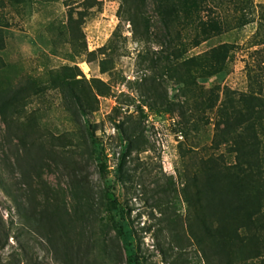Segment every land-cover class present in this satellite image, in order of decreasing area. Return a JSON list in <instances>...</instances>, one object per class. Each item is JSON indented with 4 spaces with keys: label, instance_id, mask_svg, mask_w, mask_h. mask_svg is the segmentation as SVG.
<instances>
[{
    "label": "rangeland",
    "instance_id": "rangeland-1",
    "mask_svg": "<svg viewBox=\"0 0 264 264\" xmlns=\"http://www.w3.org/2000/svg\"><path fill=\"white\" fill-rule=\"evenodd\" d=\"M85 1L0 0L5 40L0 49V88L28 80L38 84L25 109L36 127L35 133L27 135L26 147L0 117V223L11 235L0 245V264H127L130 251H140L143 264H165L158 242L173 247L169 249L172 264H204L190 236V207L182 188L210 155L223 153L226 160H232L224 143L219 149L213 146L215 116L184 95L170 55L174 49L165 47L167 30L154 0H146L142 7L149 20V37L134 36L131 24L123 19V0H96L84 19V37L71 42L69 6L81 10ZM249 1L250 22L200 45L193 44L194 28L174 27L175 45L182 48L183 58L222 41L234 43L228 69L212 78H200V88L222 92L228 87L264 95V0ZM206 6L202 17H218L231 26L240 15L232 1L209 0ZM105 46H111L107 49L110 68L101 72L99 59L104 54L88 61L87 52ZM166 55L171 56L170 62L162 58ZM63 65L78 72L77 78L109 83L111 91L98 97L97 110L85 116L71 115L64 94L50 85L53 72ZM128 113L142 129L144 145L128 151L127 175L121 180L122 146L116 124ZM65 135L71 138L69 150L79 161L76 170L64 167L58 141L54 148L48 142L53 136ZM74 171L86 185L80 199ZM111 184L124 207L121 216L105 199ZM17 203L35 217L46 203L51 208L60 205L63 232L57 228L54 235H44L56 238V260L47 240L39 242L42 235H24L23 241L14 236ZM121 226L131 233L129 248L118 235Z\"/></svg>",
    "mask_w": 264,
    "mask_h": 264
},
{
    "label": "trees",
    "instance_id": "trees-1",
    "mask_svg": "<svg viewBox=\"0 0 264 264\" xmlns=\"http://www.w3.org/2000/svg\"><path fill=\"white\" fill-rule=\"evenodd\" d=\"M145 1H122L125 13L123 19L131 24L134 36L150 35L149 20L142 9ZM208 1L154 0V9L167 30L165 47L174 49L170 55L175 61L174 69L178 75V83L182 85L185 96L189 95L198 107L214 114L216 136L213 138V146L219 149L224 143L232 159L226 160L223 153L210 155L193 176L186 178L182 193L190 207L189 232L204 264H264V95L257 92H240L228 87L222 92L215 88H200L197 85L200 78H212L228 69L234 43L222 41L202 52L183 58L182 48H176L173 36L176 25L191 26L195 32L193 44L200 45L232 28H242L251 21L247 17L251 13L249 0H228L234 2L236 9L240 11L233 26L229 21H223L218 17H202ZM96 3V0H86L83 8L77 11L69 6L67 32L71 42L84 37L85 16ZM75 11L77 17L74 16ZM179 33L180 31L177 32ZM4 42V35L0 29V49L3 48ZM158 43L164 48L162 41L159 40ZM181 44L183 45L182 42ZM108 48L111 46L87 52L88 61L104 54L99 59L101 72H106L110 68ZM170 55L162 58L170 62ZM72 70L73 68L67 65L55 70L50 85L59 88L64 94L67 109L72 116H85L97 110L98 97L109 95L111 87L100 78L92 80L85 76L77 78L78 72L72 73ZM37 85L36 80H28L16 86L0 88V117L9 132L18 135L24 147L27 145V135L36 132L34 121L26 116L25 109L30 99L37 93ZM116 128L122 146L118 173L123 180L127 175L124 168L125 157L128 151L140 150L144 145L141 140L143 131L135 124L129 113L116 124ZM55 140L63 147L60 157L64 167L67 170H76L79 161L73 155V151L69 150L71 149L69 146L72 145L71 138L66 135L53 136L52 140H48L51 148L55 147ZM83 145H86V142ZM91 151L96 150L91 147ZM79 174L78 171H74L78 199L86 193L85 181L80 179ZM105 199L120 216L123 215L124 207L116 195L114 184L107 186ZM55 205V208H51L49 203H46L40 212L41 215L35 217L32 212L17 203L19 218L15 224L14 236L23 241L21 236L24 235L25 237L42 235L39 242L42 243L44 238L47 240V244L54 248L56 260V238L44 237L47 232L54 235L57 228L63 232L61 207L59 204ZM118 235L122 238L124 247L129 248L131 233L126 227L121 226ZM10 236L9 230H5L0 223V245L4 246ZM157 247L163 255L164 263L172 264L173 260H169L171 257L169 249L173 247H165L160 242L157 243ZM142 257L140 251H130L126 262L143 264Z\"/></svg>",
    "mask_w": 264,
    "mask_h": 264
}]
</instances>
